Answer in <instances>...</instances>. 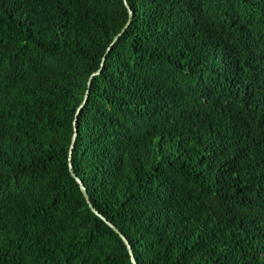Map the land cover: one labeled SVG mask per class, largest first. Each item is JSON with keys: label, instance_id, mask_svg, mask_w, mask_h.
I'll return each instance as SVG.
<instances>
[{"label": "trees", "instance_id": "trees-1", "mask_svg": "<svg viewBox=\"0 0 264 264\" xmlns=\"http://www.w3.org/2000/svg\"><path fill=\"white\" fill-rule=\"evenodd\" d=\"M69 160L135 264H264V0H0V264H131Z\"/></svg>", "mask_w": 264, "mask_h": 264}, {"label": "water", "instance_id": "water-1", "mask_svg": "<svg viewBox=\"0 0 264 264\" xmlns=\"http://www.w3.org/2000/svg\"><path fill=\"white\" fill-rule=\"evenodd\" d=\"M126 11H127V16H128V20L126 22V24L124 25V27L122 28V31L121 33L116 37L114 38L113 40V43L116 42L122 35V33L126 30V28L128 27V24L130 22V17H131V14H130V11L129 9L126 7ZM105 57L102 58V63L101 65L103 64V61H104ZM101 68H99L97 71L93 72L90 77H89V83L92 79V77L95 75V74H98L100 72ZM87 99V93L85 94V97H84V100L83 102L79 105V107L77 108V111H76V114L74 116V119H73V122H72V136H71V142H70V146H69V149L71 150L72 147H73V143H74V140H75V132H76V128H75V122H76V115L78 114L79 110L81 109L82 105H84L85 101ZM68 151V155H69V158H70V152L71 151ZM69 172H70V175L72 176L73 180L76 182V184L78 185V189H79V192L80 194L82 195L88 209L90 210V212L95 216H97L99 219H101L117 236L118 238L122 241V243L124 244L125 248H126V251L128 253V256H129V261L131 264H135V261L132 257V253H131V250H130V247L126 241V239L120 234V232L113 226L111 225L108 221H106V219H104L101 215H99L97 212L94 211V209L92 208V206L90 205L89 201H88V198L86 196V192L83 188V185L81 184V182L78 180V178L74 175L72 169H71V164H70V160H69Z\"/></svg>", "mask_w": 264, "mask_h": 264}]
</instances>
